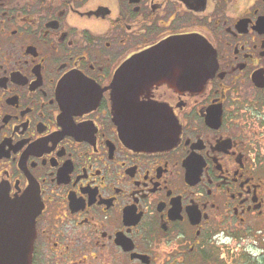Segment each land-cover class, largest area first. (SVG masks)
Returning <instances> with one entry per match:
<instances>
[{
  "label": "flooded vegetation",
  "instance_id": "flooded-vegetation-1",
  "mask_svg": "<svg viewBox=\"0 0 264 264\" xmlns=\"http://www.w3.org/2000/svg\"><path fill=\"white\" fill-rule=\"evenodd\" d=\"M191 39L211 77L140 86L170 145L130 147L117 72ZM0 195L35 214L30 264H192L264 238V0H0Z\"/></svg>",
  "mask_w": 264,
  "mask_h": 264
},
{
  "label": "water",
  "instance_id": "water-1",
  "mask_svg": "<svg viewBox=\"0 0 264 264\" xmlns=\"http://www.w3.org/2000/svg\"><path fill=\"white\" fill-rule=\"evenodd\" d=\"M210 77L209 50L193 39L151 50L124 64L110 87L113 114L123 141L142 150H161L170 145L162 128L141 121L137 113L140 86L176 79L186 85L196 78L205 83ZM34 219L25 201H8L0 195V264L31 263Z\"/></svg>",
  "mask_w": 264,
  "mask_h": 264
},
{
  "label": "rangeland",
  "instance_id": "rangeland-1",
  "mask_svg": "<svg viewBox=\"0 0 264 264\" xmlns=\"http://www.w3.org/2000/svg\"><path fill=\"white\" fill-rule=\"evenodd\" d=\"M222 240V245L207 249L206 255L211 259L209 262L201 260L199 255L192 264H249L248 257L251 263L264 264V238L260 235L243 240Z\"/></svg>",
  "mask_w": 264,
  "mask_h": 264
},
{
  "label": "trees",
  "instance_id": "trees-1",
  "mask_svg": "<svg viewBox=\"0 0 264 264\" xmlns=\"http://www.w3.org/2000/svg\"><path fill=\"white\" fill-rule=\"evenodd\" d=\"M203 260H204V262H209L211 259L208 258V257H205ZM248 261H249V264H259V262L251 263V262H250V257H248Z\"/></svg>",
  "mask_w": 264,
  "mask_h": 264
}]
</instances>
